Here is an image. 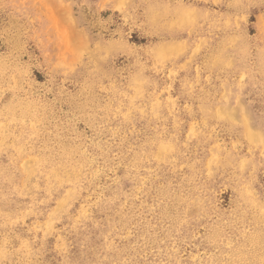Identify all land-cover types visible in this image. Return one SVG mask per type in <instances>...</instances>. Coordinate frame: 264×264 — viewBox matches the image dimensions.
<instances>
[{
	"label": "rangeland",
	"instance_id": "1",
	"mask_svg": "<svg viewBox=\"0 0 264 264\" xmlns=\"http://www.w3.org/2000/svg\"><path fill=\"white\" fill-rule=\"evenodd\" d=\"M0 264H264V0H0Z\"/></svg>",
	"mask_w": 264,
	"mask_h": 264
}]
</instances>
